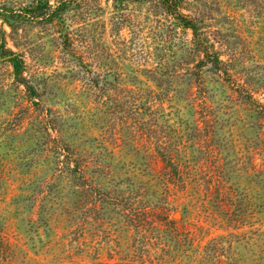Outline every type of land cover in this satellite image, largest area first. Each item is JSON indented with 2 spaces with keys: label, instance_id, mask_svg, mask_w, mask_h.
Wrapping results in <instances>:
<instances>
[{
  "label": "rangeland",
  "instance_id": "obj_1",
  "mask_svg": "<svg viewBox=\"0 0 264 264\" xmlns=\"http://www.w3.org/2000/svg\"><path fill=\"white\" fill-rule=\"evenodd\" d=\"M0 264H264V0H0Z\"/></svg>",
  "mask_w": 264,
  "mask_h": 264
},
{
  "label": "trees",
  "instance_id": "obj_2",
  "mask_svg": "<svg viewBox=\"0 0 264 264\" xmlns=\"http://www.w3.org/2000/svg\"><path fill=\"white\" fill-rule=\"evenodd\" d=\"M167 1H168V0H167ZM169 1H172V2H174V3H175L176 1H179V0H169Z\"/></svg>",
  "mask_w": 264,
  "mask_h": 264
}]
</instances>
